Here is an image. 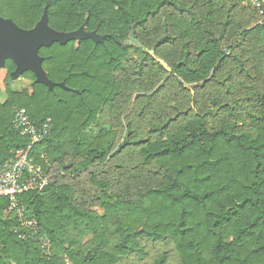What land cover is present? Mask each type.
Here are the masks:
<instances>
[{"label": "trees", "instance_id": "16d2710c", "mask_svg": "<svg viewBox=\"0 0 264 264\" xmlns=\"http://www.w3.org/2000/svg\"><path fill=\"white\" fill-rule=\"evenodd\" d=\"M252 1L0 0V18L23 31L34 30L46 13L57 33L84 28L105 37L103 43L86 39L41 48L52 90L28 70L21 77L31 80L30 92L7 86L4 102L0 92V167L29 142L13 127L15 110L25 108L35 124L53 122L50 137L34 148L37 165L49 171L51 160L76 175L114 166L116 186H123L113 201L102 202V212L86 210L74 187L53 179L42 194L23 195L41 230L26 240L16 232L20 225L8 213V201L0 198V264H117L127 254H143V241H171L181 264H264V91L249 86L259 101L249 122L221 118L212 125L210 111L192 99L174 117L150 124L145 140L128 122L116 151L113 130L93 134L105 109L122 115L137 87H156V80L146 84L127 76L132 52L157 65L154 76L167 72L168 80L194 92L230 62L252 80L248 62L254 54L260 55L256 69L264 78V26L255 25ZM5 64L8 85L17 67L11 60ZM64 145L72 146L69 161ZM93 180L98 182L97 175ZM112 185L103 179L102 198L110 199ZM70 230L93 236L95 246L77 254L81 240ZM40 237L49 241L47 253ZM112 240L118 244L108 251ZM155 264H167L166 255Z\"/></svg>", "mask_w": 264, "mask_h": 264}, {"label": "rangeland", "instance_id": "374dc122", "mask_svg": "<svg viewBox=\"0 0 264 264\" xmlns=\"http://www.w3.org/2000/svg\"><path fill=\"white\" fill-rule=\"evenodd\" d=\"M251 8L255 12V25H260L262 18L259 6L252 2ZM259 56L258 54H254L248 62L252 67L250 69L253 77L252 80L247 78L243 73H240L239 68L236 67L234 63L230 62L223 68L216 80H213V82L209 83L205 88L198 89L194 92L181 87L174 78L168 80L169 74L167 72L162 71L158 73L157 76H154L157 65H153L149 61L142 62L140 53L132 52V67L129 69L127 76L137 80L144 79L142 82L146 84L152 79L156 80L153 83L156 87L153 90L150 89L152 88L150 86H143L141 89L137 87L134 91L135 93H133L130 98V102L125 104V110L122 115H115L114 110L105 109L99 118V122L93 126V134H101L104 131L113 130L116 133V151L124 142L127 134L126 127L128 122L132 124V128L136 129V137L145 140L150 131V124L161 122L167 116L174 117L178 112L177 110H185L188 108L189 105L192 104V99L198 102V105H196L198 108L210 111L212 125L218 123L221 118H226L228 122L231 123L239 122L238 118L240 121L249 122V117L254 114L256 115L259 110L258 97L256 94L250 92L251 87L249 86L252 85L253 89L259 92V94L264 91L263 73L257 72L256 69L259 63ZM253 63L254 66L252 65ZM165 65L167 66V64ZM140 66L143 67L144 71L142 76L139 75ZM8 75L7 69L0 70V90L3 92V99L6 98L7 86H9L11 90L21 91L30 89L32 82L25 78L11 80L7 85L6 79ZM160 84L164 86L157 92L154 98L149 99L159 88ZM140 94H143V96H138L137 98V95ZM217 105L219 111L216 108ZM63 150L68 153L66 161H69L72 157V146L64 145ZM132 156L134 161L138 160L139 156L136 153ZM123 159L127 160L125 157H123ZM49 165L51 167L49 173L52 179L59 183H65L74 187L76 189L75 196L86 210L93 209V211L102 212L100 209L102 202L106 200L113 201L115 197L122 192V184L116 186L118 170L113 168L114 166H112V168L107 165L103 167H94L86 173L76 175L72 173L71 169L64 170L61 168V165L51 160L49 161ZM122 166L127 168L124 163ZM102 168L108 169L110 174L105 175L101 173ZM93 175H97V183L94 182ZM106 177H108L113 184L110 191L108 190L107 192L110 199L102 198V194H105L104 192L107 189L103 188L101 184ZM97 198H99V200ZM69 234L81 240L80 246L76 248L77 254H86L89 249L95 246L93 236L81 237L74 230H70ZM117 244V240H112L106 250L113 251ZM142 245L144 247L143 254H127L123 256L117 264H155L163 254L166 255L167 264H181L175 246L171 241H143ZM66 264H69L68 260H66Z\"/></svg>", "mask_w": 264, "mask_h": 264}, {"label": "built area", "instance_id": "2783aa9c", "mask_svg": "<svg viewBox=\"0 0 264 264\" xmlns=\"http://www.w3.org/2000/svg\"><path fill=\"white\" fill-rule=\"evenodd\" d=\"M261 13L264 25V0H253ZM14 129L29 142L23 149L14 153V157L0 167V198L6 199L9 203L8 213L12 212L20 225L19 233L21 239L37 238L41 230L38 222L33 217L22 201V196L28 193L42 194L52 181L49 171L43 166L35 163L33 155L34 148L48 139L53 130V122L50 118L46 121L35 124L25 108H18L13 117ZM45 158V154L41 155ZM41 247L45 253L49 251V241L40 237Z\"/></svg>", "mask_w": 264, "mask_h": 264}, {"label": "water", "instance_id": "95a60500", "mask_svg": "<svg viewBox=\"0 0 264 264\" xmlns=\"http://www.w3.org/2000/svg\"><path fill=\"white\" fill-rule=\"evenodd\" d=\"M86 39L103 43L105 37L86 32L84 28L70 34L57 33L49 27L46 13L32 31H23L11 20L0 18V66H4L7 60H11L17 67L13 72L14 77L30 70L35 74L37 83L45 84L52 90L55 84L47 79L42 70L39 50L43 47L49 48L55 43L66 45L71 41ZM132 41H135L133 35L130 38V42Z\"/></svg>", "mask_w": 264, "mask_h": 264}, {"label": "crops", "instance_id": "0c3cea01", "mask_svg": "<svg viewBox=\"0 0 264 264\" xmlns=\"http://www.w3.org/2000/svg\"><path fill=\"white\" fill-rule=\"evenodd\" d=\"M3 69H6V64H4V66H0V70H3ZM19 78H22L21 75L20 76H17V77H14L13 76V73L11 74V79L12 80H18ZM31 85H32V83H31ZM31 85H30V89H24V90H21V91H19V90H13V91H15V92L29 91L30 92ZM0 92L2 93V97L1 98L3 99V92L1 90H0ZM6 100H7V95H6V98H4L2 101L4 102Z\"/></svg>", "mask_w": 264, "mask_h": 264}]
</instances>
